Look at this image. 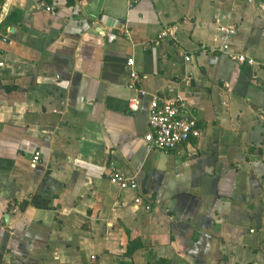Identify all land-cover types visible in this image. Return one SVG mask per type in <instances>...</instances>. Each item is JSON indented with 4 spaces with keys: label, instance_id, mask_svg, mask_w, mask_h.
<instances>
[{
    "label": "crops",
    "instance_id": "obj_1",
    "mask_svg": "<svg viewBox=\"0 0 264 264\" xmlns=\"http://www.w3.org/2000/svg\"><path fill=\"white\" fill-rule=\"evenodd\" d=\"M12 10L21 20L0 30V86L17 88L0 90L2 263L264 264V4L7 0L0 24ZM128 58L138 88L186 102L199 138L146 148L150 99L128 109ZM110 166L137 191L111 186ZM130 242L141 247L126 257Z\"/></svg>",
    "mask_w": 264,
    "mask_h": 264
},
{
    "label": "built area",
    "instance_id": "obj_2",
    "mask_svg": "<svg viewBox=\"0 0 264 264\" xmlns=\"http://www.w3.org/2000/svg\"><path fill=\"white\" fill-rule=\"evenodd\" d=\"M7 0H2L5 3ZM139 0H127L129 8H133ZM250 4H258L262 7L264 0H247ZM226 35L232 36L235 30L232 27H219ZM177 28L175 26L162 30L154 39L143 44L146 50L150 46H157L161 41L167 38H173ZM227 46L223 45L222 50H226ZM232 59L240 65H253V61L243 55L233 56ZM188 60V57H186ZM135 62L133 58H128L125 65V71L128 75L127 86L133 89L135 96L130 98L128 109L137 111L140 99L149 96L148 104V131L144 135L145 146L150 150L169 153L174 151L178 146L188 142L190 139H197L200 136V129L197 119L187 109V104L179 97H166L156 94H148L144 90L136 86L139 75L134 69ZM39 161V157L35 154L31 160V167H34ZM108 181L111 186L121 191L135 192L138 184L135 179L129 178L114 169L109 168ZM133 204L136 208L140 207L141 200L139 197L133 198ZM145 211H149V205L144 206Z\"/></svg>",
    "mask_w": 264,
    "mask_h": 264
},
{
    "label": "trees",
    "instance_id": "obj_3",
    "mask_svg": "<svg viewBox=\"0 0 264 264\" xmlns=\"http://www.w3.org/2000/svg\"><path fill=\"white\" fill-rule=\"evenodd\" d=\"M3 5L2 0H0V14H1V7ZM21 20V12L12 10L11 12L8 13V15L5 17V19L2 21L0 24V30L2 31H7V28L16 26V24ZM0 90L6 92V93H11L15 92L17 88L15 86L11 85H5V86H0ZM141 247V244L138 242H130L126 252L125 256L130 257L136 249H139ZM120 264H131L127 262H121Z\"/></svg>",
    "mask_w": 264,
    "mask_h": 264
},
{
    "label": "water",
    "instance_id": "obj_4",
    "mask_svg": "<svg viewBox=\"0 0 264 264\" xmlns=\"http://www.w3.org/2000/svg\"><path fill=\"white\" fill-rule=\"evenodd\" d=\"M11 31H13V28H11ZM0 41L9 43V40L2 35H0ZM0 264H6V263H2V260L0 259Z\"/></svg>",
    "mask_w": 264,
    "mask_h": 264
}]
</instances>
